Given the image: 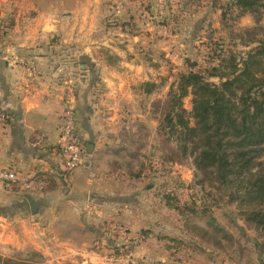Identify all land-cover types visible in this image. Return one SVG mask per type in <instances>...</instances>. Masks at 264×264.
Returning a JSON list of instances; mask_svg holds the SVG:
<instances>
[{
  "label": "rangeland",
  "instance_id": "rangeland-1",
  "mask_svg": "<svg viewBox=\"0 0 264 264\" xmlns=\"http://www.w3.org/2000/svg\"><path fill=\"white\" fill-rule=\"evenodd\" d=\"M16 1L34 0H0V13L14 15ZM234 1L87 0V15L98 30L93 35L98 44L94 37L88 42L100 47L78 53L77 44H70L71 53L79 57L73 72L85 80L77 92L88 99L85 106L102 135L100 146L88 141L99 147L96 170L120 180L122 188L114 192L126 189V198L116 199V210L92 215L102 235L90 249L100 254V262L264 264L261 231L246 220L238 204L229 202L224 189L197 172L191 157L183 159L177 143L167 141L160 130L168 93L180 74L202 72L219 84L220 78L208 76L213 68L223 74L228 71L223 62L231 55L245 59L259 46L248 42L254 37L264 40V8L255 16L243 14ZM37 15L30 12L31 17ZM121 28L147 31L148 44L128 50L126 45L135 42L119 43L120 37L112 34ZM115 46L126 50L123 57ZM126 61L140 68L120 67ZM148 83L155 85L151 92H146ZM72 99L78 118L77 98ZM192 99L190 95L184 101L188 112ZM60 181L68 194L67 184ZM16 197L0 203V264H80L83 256L60 240L49 241L47 230L37 231L39 217L23 195ZM39 222L41 227L48 224L46 218Z\"/></svg>",
  "mask_w": 264,
  "mask_h": 264
},
{
  "label": "crops",
  "instance_id": "crops-1",
  "mask_svg": "<svg viewBox=\"0 0 264 264\" xmlns=\"http://www.w3.org/2000/svg\"><path fill=\"white\" fill-rule=\"evenodd\" d=\"M86 2L34 0L21 3L23 9L16 1L14 15L0 13V167L14 168L24 178L57 169L60 164L56 147L61 141V114L66 99L76 97L78 125L87 142V153L81 167L62 179L67 184L65 190L68 194L62 192L61 178L52 175L47 189L33 195L38 204L33 215L39 217L34 227L37 231L51 233L48 234L50 240H46H60L61 245L83 256L79 259L80 264H98L97 260L104 264L100 262V254L90 249L102 235L101 224L92 215L101 214L107 208L116 210V199L126 198V189L122 193L119 190L114 192L116 187L122 188L118 187L120 180L96 170L97 145H102V135L95 126V116L89 114L85 106L88 99L80 97L82 92H77L84 87L81 83L85 80L73 72L79 57L77 53H71L70 44H77L78 53L81 49L82 53L88 49L96 52L100 47L94 46L98 43L93 35L98 30L94 31L92 27L94 19L87 15L89 5ZM32 10L38 12L36 17L30 16ZM146 33H131L121 28L112 34L120 37L119 43L135 42L133 46L126 45L130 50L136 44L138 47L148 44ZM90 37H94L93 46L88 42ZM123 37L126 39H121ZM120 48L115 46L114 51L123 57L126 50ZM132 63L122 62L120 67L140 68ZM39 139L42 148L35 146ZM89 140L92 144L96 143L93 140L98 143L91 145ZM89 146L93 147L91 152ZM112 180L117 186L112 185ZM16 195L17 192L0 184V203L17 199ZM42 218L48 221L44 227L39 222Z\"/></svg>",
  "mask_w": 264,
  "mask_h": 264
},
{
  "label": "trees",
  "instance_id": "trees-1",
  "mask_svg": "<svg viewBox=\"0 0 264 264\" xmlns=\"http://www.w3.org/2000/svg\"><path fill=\"white\" fill-rule=\"evenodd\" d=\"M234 2L243 14L255 16L264 8L262 0ZM251 40L259 46L245 59L231 55L222 66L228 71L213 68L208 73L220 78L219 84L202 72L180 74L168 93L160 130L264 235V40ZM146 87L151 92L155 85ZM190 95L188 112L184 101Z\"/></svg>",
  "mask_w": 264,
  "mask_h": 264
},
{
  "label": "built area",
  "instance_id": "built-area-1",
  "mask_svg": "<svg viewBox=\"0 0 264 264\" xmlns=\"http://www.w3.org/2000/svg\"><path fill=\"white\" fill-rule=\"evenodd\" d=\"M1 119L5 120V117L1 116ZM60 131L61 141L56 147V153L60 159L57 169L24 178L14 168L0 167V184L7 190L17 192L23 196L36 195L47 189L52 175L64 179L78 170L87 153V146L79 129L75 102L72 98L66 99L64 103ZM35 146L42 148L41 139L38 140Z\"/></svg>",
  "mask_w": 264,
  "mask_h": 264
},
{
  "label": "water",
  "instance_id": "water-1",
  "mask_svg": "<svg viewBox=\"0 0 264 264\" xmlns=\"http://www.w3.org/2000/svg\"><path fill=\"white\" fill-rule=\"evenodd\" d=\"M92 148H93L92 146H89L88 151L91 152ZM24 198L29 203L32 213H35L36 209L38 208V204L36 200L31 195H24Z\"/></svg>",
  "mask_w": 264,
  "mask_h": 264
}]
</instances>
